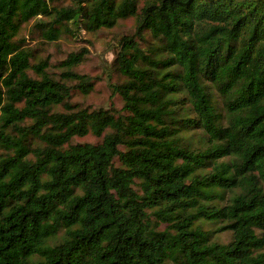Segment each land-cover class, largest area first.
Returning a JSON list of instances; mask_svg holds the SVG:
<instances>
[{
    "label": "trees",
    "instance_id": "obj_1",
    "mask_svg": "<svg viewBox=\"0 0 264 264\" xmlns=\"http://www.w3.org/2000/svg\"><path fill=\"white\" fill-rule=\"evenodd\" d=\"M57 1L0 0V264H264V0ZM39 16L48 41L128 16L160 41L120 39L126 80L113 90L127 114L71 104L72 87L94 88L75 70L83 50L60 78L47 58L30 63L15 37ZM185 97L194 115L180 118ZM197 127L205 145L193 148ZM108 128L100 143H71ZM230 188L229 203H208ZM201 219L228 222L217 230L232 241L211 242Z\"/></svg>",
    "mask_w": 264,
    "mask_h": 264
},
{
    "label": "rangeland",
    "instance_id": "obj_2",
    "mask_svg": "<svg viewBox=\"0 0 264 264\" xmlns=\"http://www.w3.org/2000/svg\"><path fill=\"white\" fill-rule=\"evenodd\" d=\"M56 4L61 6L73 4V0H59ZM143 2H140L141 8ZM48 18L44 16L34 17L23 22L21 24L19 33L16 35L17 39L22 47L28 48L32 57L30 63H35L39 59H48L47 71L54 77L60 78V73L63 68L60 66V62L64 60L71 52L82 51L84 54V60L81 61L75 70L80 73L89 74L94 83V88L89 93L85 94L80 91L79 88L72 87V94L70 102L77 107H87L90 110L97 108L114 109L117 114H127L124 110V100L118 92H114L113 85L121 84L126 80V77L121 74L115 63V58L120 50V39L122 36L134 35L135 40L138 41L140 47L144 49H155L160 45V41L154 38L147 30L143 31L142 36L137 35V17L128 16L126 18L119 19L113 27H102L96 31L86 30L82 24L79 27L72 26V32H64L58 40L48 41L43 37L42 26L37 24L39 22H45ZM29 74L33 77H37V74L30 69ZM75 81H67V84L73 86ZM210 91L214 95L213 102L219 106L224 117L221 123L227 124L226 112L221 104V98L218 91L214 86L209 84ZM184 97V93H182ZM184 107L179 112V117H186L188 115H194L191 110V105L187 98H183ZM53 110L65 111L63 105L56 106ZM26 121L25 123H29ZM10 131V129H7ZM110 128L106 129L101 136H97L92 132L84 136H74L71 143H100L103 136L110 132ZM186 139L193 148L202 147L205 145L204 131L202 128H193L186 134ZM33 142H37L33 139ZM121 150H125V146H120ZM9 150L0 145V157L5 156ZM226 159V158H224ZM115 165H120L118 157L115 158ZM138 188V186H135ZM240 192V188H230L226 190H219L216 193L222 194L221 197H215L208 203L223 206L231 201V198ZM228 222L210 221V220H198L195 224L200 225L204 231L209 232L210 241L217 243H228L233 239V232L231 229L226 228L218 231L217 229L226 225ZM164 225H160L159 228H163ZM65 229H61L58 233V237L62 238ZM170 264H180L178 262L170 261Z\"/></svg>",
    "mask_w": 264,
    "mask_h": 264
}]
</instances>
